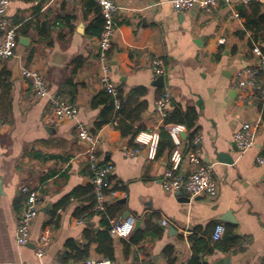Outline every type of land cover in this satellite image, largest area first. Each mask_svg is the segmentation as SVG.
Returning <instances> with one entry per match:
<instances>
[{
  "label": "crops",
  "instance_id": "obj_1",
  "mask_svg": "<svg viewBox=\"0 0 264 264\" xmlns=\"http://www.w3.org/2000/svg\"><path fill=\"white\" fill-rule=\"evenodd\" d=\"M114 1L122 9L115 15L112 79L125 103V119L138 129L135 136L121 134L107 104H93L105 91L97 64L99 36L88 33L97 18L95 6L89 0L10 2L8 17L17 28L18 42L16 56L0 63V76H7L9 84L5 92L0 88V264H74L83 257L103 256L96 233L106 228V220L90 211L93 173L83 154L87 143L79 136L80 122L97 135L98 153L114 163L123 184L118 200L124 207L116 219L128 212L140 220L129 238L111 237L118 263L192 264L189 238L195 236L196 247L207 243L210 248L199 254L198 264H225L227 257L228 264H264V164L256 163L264 150L261 79L243 89L237 77L239 71L257 66L252 33L222 2L210 11L178 13L170 0ZM220 38L225 42L219 43ZM155 58L164 62L163 85L152 68ZM23 66L44 74L51 96L61 94L62 88L75 93L76 116L52 120L50 97L35 95L20 74ZM165 91L172 96L168 112L179 108L196 114L191 130L173 124L180 127L181 152L197 150L212 165L215 198L164 190L162 178L172 164V152L165 149L152 158L149 144L134 140L144 133L142 138L155 134L160 142L164 121L156 118L154 105ZM243 91L246 100L240 99ZM245 122L260 125L254 146L240 151L233 134ZM197 136L200 140L194 143ZM180 171L188 174L192 165L183 161ZM25 185L39 193L41 206L29 242L20 245L16 229ZM226 212L236 221L221 219ZM79 218L82 223L76 222ZM230 223L237 225L239 249H226ZM148 224H157L162 234L137 242V233ZM219 224L225 232L215 240ZM43 234L50 243L40 256L35 248Z\"/></svg>",
  "mask_w": 264,
  "mask_h": 264
},
{
  "label": "built area",
  "instance_id": "obj_2",
  "mask_svg": "<svg viewBox=\"0 0 264 264\" xmlns=\"http://www.w3.org/2000/svg\"><path fill=\"white\" fill-rule=\"evenodd\" d=\"M101 8V14L104 18V28L97 42V64L99 68V79L102 87L114 97L115 108L121 107V99L119 97L118 85L112 79V62L110 51L112 48L113 38L116 31L115 15L122 9V6L114 0H94ZM253 0H170L173 9L178 13H183L193 9H201L210 11L220 2L231 7L232 16L236 19L241 18L238 6L247 4ZM264 5V0H255ZM11 0H0V63L5 62L16 56L17 28L10 24L8 10ZM158 6L156 2L152 4ZM219 43H224L225 39L220 38ZM251 52L257 59V66L253 69L241 70L237 73L239 79L238 84L245 89L254 86L258 78L261 79V87L259 90V98L264 103V41H253ZM152 68L157 75H166L164 62L160 58H155L152 62ZM23 78L28 79L39 98L50 97L52 107V120L57 122L65 119H72L77 114V106L69 101L62 94L50 95L48 81L44 74L36 69L23 66L20 69ZM248 94L243 91L240 94L241 100H246ZM172 100L169 91H165L159 96L154 105V113L158 120L165 121L168 115V105ZM259 122H245L233 134V141L240 151H246L255 144L256 136L259 130ZM79 136L87 145L83 152L86 156L93 173L92 183L95 191V204L92 206L93 212H105L109 206L118 200L121 196L122 182L115 176L116 167L113 162L105 160L97 151L98 137L92 133L88 127L82 122L77 124ZM166 130L172 136L175 142V148L172 151V164L168 167L162 178V187L166 191L178 192L184 190L191 198L206 196L215 198L218 195V185L212 176V165L203 162L199 151L189 150L182 153L180 150V127L176 124H168ZM136 136L135 142H143L149 144V152L152 158L155 157L158 148L157 135H148L151 138H142L141 135ZM197 136L194 143L199 142ZM183 161L192 165V171L183 174L181 165ZM257 164H264V150L256 156ZM21 191L26 195L24 206L18 218L16 229V240L20 245H25L30 240L31 228L40 211V198L37 191L31 190L28 186H22ZM136 216L128 214L125 217L111 220L109 234L113 239L129 238L134 231ZM82 218L76 220L82 223ZM164 225H168L167 220L163 221ZM225 232L222 224L216 226L213 238L219 240ZM50 243V237L43 234L37 243L35 252L37 255H43ZM74 264H118L116 260L101 255L89 256L84 260ZM126 264H140L129 262Z\"/></svg>",
  "mask_w": 264,
  "mask_h": 264
},
{
  "label": "trees",
  "instance_id": "obj_3",
  "mask_svg": "<svg viewBox=\"0 0 264 264\" xmlns=\"http://www.w3.org/2000/svg\"><path fill=\"white\" fill-rule=\"evenodd\" d=\"M92 6H95L97 18L92 22L91 26L88 29V33L90 35H98L102 33L104 28V18L101 14L100 6L94 1L89 0ZM238 10L240 16L244 19L245 29L252 33V39L257 42L264 41V5L258 1H251L247 4H242L238 6ZM66 85H69V80L65 81ZM0 88H4V92L9 89V84L7 83V76H0ZM70 92V93H69ZM61 89L60 93L68 96L69 101L74 102L75 93L72 91ZM104 95V96H103ZM119 97L121 99V107L119 109L115 108L114 97L109 94L106 90L103 94H99L94 98L93 104L96 105L98 103H105L108 105L110 109L113 110L114 116L113 121L117 122V127L121 130V134L124 136L133 135L135 136L138 133V129H135L131 123H129L125 119V103L123 101L121 92L119 91ZM196 119V114L192 109H188L187 111H182L179 108H174L172 111L168 112V115L164 121V126L161 128L160 142L158 144V150L156 153V157H160L163 150L169 149L170 153L175 148L174 141L171 135L166 130L165 126L171 123L176 124H184L188 129H193L194 122ZM104 121H102L100 125H102ZM193 136L191 135V142L193 140ZM26 198V195H25ZM96 200V197H95ZM95 200L93 201L92 206L95 204ZM124 203L120 200L114 202L111 206L107 208L105 212H92L102 214L106 220V228L104 230L98 231L96 233V239L98 242V252L105 257H109L113 260L115 259L114 255V241L109 234V229L111 227V220L116 219V213L123 210ZM92 208V207H91ZM237 225L236 224H227L226 232L228 234L229 245L226 249L241 248L242 241L239 235L236 233ZM162 234V228L158 227L157 224L151 226L148 224L145 230L139 231L137 233V242L144 240L148 237H159ZM195 236H191L189 239L193 243L194 253L192 258V264H198L199 254L202 252L208 251L209 245L206 243L201 247H196L194 244ZM69 258V257H66ZM86 259L83 257L82 260ZM67 260V259H66ZM77 261H81L80 259Z\"/></svg>",
  "mask_w": 264,
  "mask_h": 264
},
{
  "label": "water",
  "instance_id": "obj_4",
  "mask_svg": "<svg viewBox=\"0 0 264 264\" xmlns=\"http://www.w3.org/2000/svg\"><path fill=\"white\" fill-rule=\"evenodd\" d=\"M20 39H21L22 42H23V41H24L23 39H26V38H20ZM157 82H159L161 85H163V84H164V76H159ZM216 154H217L218 159H221V156H219V153H216ZM227 161H230V162H231L232 159H228ZM180 191L185 192L184 190H180ZM180 191H179V192H180ZM186 194H187V193H186ZM188 196H189V195H188ZM128 214H129V213L126 212L125 215H124V217L127 216ZM221 219H223V220H225V221H229V222H235V221H236L235 218L231 215L230 212H226V213L224 214V216H222ZM139 224H140V220H136V223H135V227H134V229H136V228L139 226ZM171 229H172V228H171ZM171 232H172V231H171ZM228 261H229V258H228V257L224 259L225 264H228ZM118 264H122V263H118Z\"/></svg>",
  "mask_w": 264,
  "mask_h": 264
}]
</instances>
